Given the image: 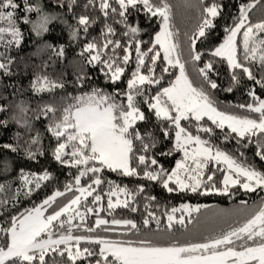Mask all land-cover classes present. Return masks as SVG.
I'll use <instances>...</instances> for the list:
<instances>
[{"label": "snow or ice", "instance_id": "6c2138e0", "mask_svg": "<svg viewBox=\"0 0 264 264\" xmlns=\"http://www.w3.org/2000/svg\"><path fill=\"white\" fill-rule=\"evenodd\" d=\"M257 3L259 0L240 5L239 16L231 27L225 28L227 35L223 43L211 52V56L226 60L232 70L231 80L234 84H240L241 76H244L264 88V75L257 78L253 69V65H256L258 72L264 74V19L253 23L249 18V12ZM200 5V23L194 36L190 38V58L193 62L201 61L202 56L196 51V40L205 37L208 31L216 27L215 20L223 12V4L216 0H200ZM79 6L81 0H43V6L36 0H0V44L4 47L20 46L23 35L21 28L17 26L18 21H22L25 26L31 24L32 30L39 36L49 31L48 25L53 20L60 19L58 15L45 9L63 8L65 13L73 12L75 15L74 10ZM95 6L97 0H86L83 3L85 9ZM98 9L104 18H111L117 24L124 25L123 37L128 38L127 43L122 39L108 38L115 36L117 29L105 22L102 29L104 42L87 43L80 55L87 54V64L100 66L99 71L113 90L90 87L80 95L71 96L70 102L60 107L46 104L39 108L40 114L50 120L46 130L56 141L53 158L60 164L77 170L74 184L79 195H74L58 210L53 209L51 214L45 215V211L57 197L72 190L73 186L69 184L65 191H55L40 206L26 210L19 216L11 215L10 226L0 227V233H6L0 237V264H78L82 260H88L89 264H264V202L241 226L202 243L158 246L149 240H93L72 234V221L79 217L84 222L85 216L94 212L92 207H86L85 212H81L80 209L84 206L82 201L93 197L91 203L98 204L102 196L94 193L104 183L109 184L108 210L130 207L129 199L121 200L120 195L132 197L133 194L127 187L105 181L100 174L106 169L125 177H139L142 174L149 181L159 182L169 193L190 191L229 195L237 187L247 193L257 189L264 190V172L238 162L219 148L214 149L209 141L202 139L200 135H193L181 123L195 121L198 132L211 133L212 128L199 124L207 117L217 128L227 127L241 139L264 137V99H260L255 91L250 90L248 94L255 103L239 106L249 112L258 113V118L229 114L214 106L203 86L206 84L210 89L218 88V84L209 76L213 63L209 60L197 69L202 84L195 85L186 71V63L182 60L180 44L176 41L178 32L173 30L172 5L168 0H98ZM132 10L137 13L144 12L149 19L159 18V31L155 32L151 40L136 39L141 29L128 22ZM29 14L35 18H30ZM76 21V25H69L74 40L78 38L81 27L87 33L90 23H95L86 14L76 16ZM241 35L242 40L238 41L237 37ZM145 43L150 44V47L142 50V44ZM48 48L59 57L65 55L63 46L57 49L49 45ZM133 50L135 67L125 88L120 89L119 83L125 76V66L132 62ZM158 61L165 65L160 68L159 76ZM12 64L13 60L6 53L0 52V113L9 111V97L15 94V88L9 91V84L6 82L13 75ZM170 69H178V74ZM165 73L174 75V79L167 87L161 86L154 95L149 96L148 88L160 85ZM89 79L87 74L78 75L77 87L85 88ZM64 87L63 82L53 81L44 75L37 76L31 82L30 90L39 94ZM227 91L231 92L232 88ZM142 106H146L147 112L161 122L159 132L165 139L172 137L170 127L175 130L173 148L167 153H160L161 156L171 155L173 151L183 154L170 170L165 169L155 156L148 155L156 146L157 140L153 133L141 131V122L149 119ZM14 107L19 115L13 113L11 120L30 132L32 122L26 117L29 108L23 102L15 104ZM36 119H39V115ZM8 125V120L0 119V127L7 128ZM17 140H20L19 133ZM137 142L139 148L136 146ZM26 143L29 145L28 157L34 158L37 153L31 151V146L39 143V134L30 137ZM258 146L260 150L256 152V156L264 161V142L258 141ZM0 147L13 153L19 150V144L6 143ZM212 162L226 165V169L216 170L223 172L221 187H217L216 172L209 168ZM86 176L91 182L86 187L80 186L81 178ZM21 179L25 187L35 181V188H40V182L50 180L51 175L47 171L37 176L21 170ZM0 190H3L2 186ZM143 191L141 186L139 192ZM31 192L32 188H28L27 194L30 195ZM113 197H116L115 202ZM4 203L0 201V207ZM181 208L188 213L200 211L199 207L193 208L187 204L181 205ZM136 210L131 208L133 212ZM177 211L180 209L172 208L171 213L167 214L168 229H172V222L176 219L174 213ZM148 217L156 219L159 224V219L153 213L149 212ZM149 218L143 220L145 227L150 223ZM177 222L183 225V217ZM108 224L109 220L98 218L95 228ZM111 224L129 226L139 232L137 224L131 219H112ZM65 225L69 227L65 228ZM95 228L88 227L87 231L93 232ZM82 241L97 245L98 250L81 247Z\"/></svg>", "mask_w": 264, "mask_h": 264}, {"label": "trees", "instance_id": "16d2710c", "mask_svg": "<svg viewBox=\"0 0 264 264\" xmlns=\"http://www.w3.org/2000/svg\"><path fill=\"white\" fill-rule=\"evenodd\" d=\"M189 1H192L194 4L192 3V5L190 4L184 9V2L189 3ZM36 2L41 3L43 6V0H36ZM84 2H86V0H81V6L75 8V15L73 12L65 13L63 8L58 10L45 9V11H50L53 15H58L60 19L53 20L48 25L49 31L39 36L32 30L31 24L25 26L22 21H18L17 26L21 28L23 35L20 46L18 48L15 45L4 47L3 44H0V52L6 53L7 56L13 60V64L11 65L13 75L10 79L6 80V82L9 84V91H12L13 87L15 88L14 96L9 97L11 102L9 111L0 113V119L9 121L7 128L0 127V146L6 143L13 145L19 144V150L15 153L0 147V186L3 187V190H0V201L5 202L3 207H0V213H2V215H0V227H9L11 215L19 216L26 210H30L35 205L43 202L44 199L55 191H65L66 186L69 184L73 186L72 190L65 192L64 196L57 197L56 201L51 207H48L45 212L52 213L53 209L58 210L60 206L66 204L74 195H78L76 191L77 186L74 184V177L78 174L77 170L62 165L53 158L52 152L56 146V141L46 130L50 120L40 114L39 108L46 104L60 107L69 103L71 96L80 95L82 91H88L90 87H102L106 91H112V86L99 71L100 66L87 64V54L81 56L80 53L89 42H104L102 29H104L105 22L117 29L116 35L109 36L108 38L122 39L125 43H127L128 40L127 37H123V31L125 30L123 24H117L113 19H106L103 17V14L98 9V0L97 6L89 9L83 7ZM168 2L172 5L173 30L178 32L176 40H178L179 44H182L183 39L186 38V40L184 39L185 43L191 44L190 38L194 36L200 23V0H168ZM206 2H211V0H206ZM216 2L223 4L222 15L215 20L216 27L208 31L205 37L196 40V51L202 54L201 61L193 62L190 56L187 58L188 55L182 56V60L186 63V71L193 81L198 74L197 69L203 67L204 63L211 60L213 69L209 71V76L218 84V88L210 89L206 84L203 86L213 100L214 106L237 116L258 118V113L249 112L246 108H241L239 106L255 103L253 98L248 94L250 90L255 91L260 99H264V88L247 80L244 76H241L240 84H234L231 80L232 70L229 69L226 60L211 56V52L227 35L225 28L231 27L235 18L239 16L240 5L252 3L253 0H216ZM80 14L89 15L95 23H90L87 33L83 32L81 27L78 38L74 40L71 36L72 29L69 25H76V16ZM29 16L30 18H35L32 14H29ZM249 18L253 23L264 19V0H259V3L249 12ZM128 22L141 29L136 39L142 41L151 40L155 32L159 30L160 24L159 18L149 19L144 12L141 11L137 13L134 10H132V14L128 17ZM237 39L238 41L241 40V36H238ZM49 45L57 49L63 46L65 55L63 57L57 56L48 48ZM148 47H150V44H142V50H147ZM162 55L163 54H161V56ZM240 55L242 59V51ZM163 66L165 65L161 61H158V76L160 75V68ZM125 67V76L119 83L120 89L125 88L126 81L135 67L134 50L132 62ZM253 69L257 74V78H259L260 75H264L258 72L256 65H253ZM170 71L177 74L178 69H170ZM81 74H87V77L90 78L89 84L83 89L78 88L76 83L77 76ZM44 75L48 76L53 81L63 82L65 87L63 89L57 88L51 92L33 93L30 90L31 82L37 76ZM172 79H174V75L169 76L165 73L164 79L161 81L160 85H153L148 88V95H154L161 86L167 87ZM196 79L197 80L194 81L196 82L195 85L200 86L202 84V78L198 75ZM230 87L232 88L231 92L227 91ZM5 95H7V93H5ZM21 102L29 108L26 117L32 122V130L30 132L11 120L13 113L19 115L14 105ZM142 107L146 111L149 119L146 122H141V131L153 133L157 140L156 146L150 150L148 155L155 156L165 169L170 170L175 167L176 160L182 158V153L173 151L171 155L164 156H161L160 153H167L173 148L175 143V130L170 127L169 130L172 132V137L170 139H165L159 132V127L162 126L161 122L156 120L152 113L147 112L146 106ZM38 115L39 119H36ZM181 123L188 131L195 135H200L202 139L209 141L214 149L219 148L221 151H225L232 155L238 162L254 166L257 170L264 172V161L256 156V152L260 150L258 141L264 142V137L255 136L241 139L235 133H231L230 129L227 127L224 129L217 128L206 117L203 121H200L199 124L203 127L212 128L211 133L198 132L197 122L195 121H182ZM18 133L20 135L19 141L17 140ZM37 133L39 134V143L31 146V151L37 154L34 158H29L27 155L29 145L26 142L30 137L36 136ZM136 146L139 148L138 142ZM209 168L211 171L216 172L215 181L217 187H221L223 172L216 170L225 169L224 165L212 162ZM21 170L26 174L35 173L37 176L47 171L50 173L51 179L48 181H41L40 188H35V181L32 185L25 187L21 179ZM100 175L105 181H112L113 184L129 189L133 196L126 197L121 194L120 197L122 198L120 199H129L130 207L128 209L118 208L115 210H108L107 192L109 190V184L104 183L97 187V191L94 193V195L100 194L102 196V200L98 203L101 205L98 212L95 211L97 210L95 204L91 203L93 197H88L87 201H82V205L84 206L81 207L80 211L83 209L86 210V207H92L94 212L88 213L85 216L84 222H78L77 219L72 221L74 226L71 227V232L74 235H101L107 239L139 242L140 240L150 241L153 233L164 230V233L166 232L168 234V238L165 242L179 243L186 240V236L195 237L208 233L202 230L204 227V220L200 221L198 225L196 223L201 212H205V215L214 208H241L246 210L242 215L238 216V218L232 219V217L228 220L227 218L220 220L222 221L220 223L222 226L219 229L224 228L229 230L250 218L258 210L261 203L264 202V190L261 189L247 193L243 189L237 187L232 189L229 195H221L215 192L210 194H199L190 191L169 193L159 182L149 181L143 178L142 174L139 177H125L118 172H111L106 169ZM90 182L89 177H82L80 186L86 187ZM141 186L144 188L143 192H139ZM28 188H32L30 195L27 194ZM152 197H155V199H151ZM112 199L114 200L116 197ZM184 203L188 205L196 203L200 211L187 213L180 206V204ZM133 207L137 209L135 212L131 211ZM172 208L180 209V211L174 213L176 219L172 222V229H168L167 214L171 213ZM149 212L153 213L154 216L159 219V224H157L156 219L148 217ZM99 217L109 220V224L95 228V221ZM181 217L184 219L183 225L177 222ZM145 218L150 219V223L147 227L143 225V220ZM204 218L206 219L207 217ZM112 219H131L137 224L139 232L135 229H131L129 226L113 225L111 224ZM67 227L69 226L65 225V228ZM88 227L95 228V231L88 232ZM118 227H121V229H118ZM106 228L108 229L107 231L105 230ZM57 233H59V231H57ZM4 235H6V233H0V237ZM81 247H89L98 250L97 245L90 244L86 241L81 242ZM78 264H89V261L82 260L78 262Z\"/></svg>", "mask_w": 264, "mask_h": 264}, {"label": "rangeland", "instance_id": "374dc122", "mask_svg": "<svg viewBox=\"0 0 264 264\" xmlns=\"http://www.w3.org/2000/svg\"><path fill=\"white\" fill-rule=\"evenodd\" d=\"M192 1H189V3H186V2H184V5H183V7H184V9H186L185 7H187V6H189L190 4L192 5ZM194 4V3H193ZM159 31V30H158ZM185 40H186V38H184ZM183 39V41H182V44L180 43V51H181V54H182V56H185V55H188L187 56V58L190 56V48H191V44H186L185 43V40ZM241 40H242V35H241ZM177 42H178V40H176ZM224 41V40H223ZM223 41L221 42V43H223ZM179 43V42H178ZM220 43V44H221ZM219 44V45H220ZM218 45V46H219ZM181 46H183V47H181ZM217 46V47H218ZM187 50V51H186ZM186 51V52H185ZM185 52V53H184ZM177 74H178V71H177ZM197 76H198V74L196 75V78H197ZM194 79V81L195 80H197V79ZM190 79H192V78H190ZM193 81V82H194ZM196 82H194V84H195ZM218 110H220V111H223V110H221V109H219L218 108ZM224 112H226V111H224ZM226 113H229V112H226ZM229 114H231V113H229ZM234 115V114H233ZM207 118V117H206ZM193 135H195V134H193ZM174 141H175V138H174ZM183 155V154H182ZM221 164H223V163H221ZM224 165V164H223ZM224 167H225V169H226V165H224ZM55 193V192H54ZM53 193V194H54ZM53 194H51V195H53ZM50 195V196H51ZM78 195H79V193H78ZM48 198V197H47ZM46 198V199H47ZM120 198H122V197H120ZM115 200L116 199H114L113 200V202H115ZM43 202H41V203H39V204H37V205H35L34 207H37V206H40L41 204H42ZM184 204H187V203H184ZM184 204H180V206L181 205H184ZM188 205V204H187ZM100 204H95V207H96V209L97 210H99L100 209ZM191 207H193V208H195V207H198V204H192V205H190ZM239 208H236V209H219V208H214V209H212V210H210L207 214H205L204 215V213L205 212H201L200 213V215H199V217H198V219L196 220V223H197V225H198V223L200 222V221H202V220H204V227H203V229L202 230H204L205 232H208V233H205V234H203V235H201V236H186V240H184V241H182V242H179L178 244H180V245H186V244H191V243H202V242H207L208 240H210V239H212V238H215V237H217V236H219V235H221V234H223V233H225V232H227V231H229V230H231V229H233V228H235V227H233V228H231V229H224V228H222V229H219L222 225H220V223L222 222V221H220V220H222L223 218H227V220L228 219H230V218H232V219H235V218H238V216H240V215H242L243 213H244V211H246V210H243V209H239ZM81 212H85V209H83V210H81ZM187 212V211H186ZM188 213V212H187ZM48 214H51V213H46L45 212V215H48ZM204 217H207L206 219L204 218ZM99 218H101V217H99ZM77 219V221L78 222H81L80 221V219H79V217H77L76 218ZM224 221V220H223ZM246 221V220H245ZM244 221V222H245ZM244 222H242L241 224H239V225H237L236 227H238V226H241ZM74 226V224L72 223V226L71 227H73ZM111 228V227H110ZM198 228V227H197ZM200 228V227H199ZM118 229H121V227H118ZM211 231H213V232H211ZM166 233V232H165ZM164 233V230H162V231H160V232H157V233H153L152 234V238L150 239V241L154 244V245H158V246H168V245H171V244H174V243H167V242H165V240L168 238V234L166 233L165 234ZM60 233H57V235H59ZM73 234V233H72ZM74 235V234H73ZM75 236H77V235H75ZM80 236H85V237H90V238H92L93 240H95V239H107L106 237H104V236H101V235H97V236H88V235H80ZM149 237H150V235H149ZM55 238V237H54ZM204 238H205V240H204ZM126 239H128V238H126Z\"/></svg>", "mask_w": 264, "mask_h": 264}]
</instances>
